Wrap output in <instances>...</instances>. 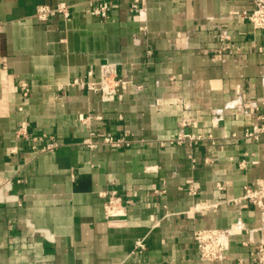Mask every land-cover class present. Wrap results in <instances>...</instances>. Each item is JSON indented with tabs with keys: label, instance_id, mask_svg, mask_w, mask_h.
<instances>
[{
	"label": "crops",
	"instance_id": "crops-1",
	"mask_svg": "<svg viewBox=\"0 0 264 264\" xmlns=\"http://www.w3.org/2000/svg\"><path fill=\"white\" fill-rule=\"evenodd\" d=\"M59 2L69 18L36 17ZM132 3L0 0V264H260L264 208L244 196L264 185V131L245 134L264 123V29L238 17L254 0ZM106 62L130 81L113 101L72 85ZM124 134L136 142L86 143ZM204 229L231 231L222 261L200 259Z\"/></svg>",
	"mask_w": 264,
	"mask_h": 264
},
{
	"label": "built area",
	"instance_id": "built-area-1",
	"mask_svg": "<svg viewBox=\"0 0 264 264\" xmlns=\"http://www.w3.org/2000/svg\"><path fill=\"white\" fill-rule=\"evenodd\" d=\"M69 8L70 6L65 2H59L55 6L41 5L37 9L36 17L41 21H47L52 14L59 13L65 18H69ZM131 10L132 12H143L145 10V0H133ZM93 11L101 17L108 16V8L106 4L95 6ZM238 17L249 20L257 29H264V0H254V8L250 11L240 12ZM215 37L221 44L218 52L223 56L222 60H225L224 55L226 50L233 47V45L229 42L231 39L230 34L225 28H221L220 32L217 33ZM71 83L72 85H83L86 83L88 87L93 88L94 91L100 94L102 100L113 101L118 94L119 89L128 85L130 81L118 74L116 64L106 62L100 66V77L97 81L85 82L84 80L76 78ZM20 91L23 96L28 97L31 91V84L29 82H22L20 84ZM85 119L87 120L88 118L86 117ZM262 131H264V123L259 129L255 127L253 130H247L245 136L257 138L259 133ZM19 132H21V134L26 138L31 137L25 126L20 127ZM45 137V135L32 136L34 140L38 141H45ZM201 139H204L201 135L183 133L179 134L176 141L182 143L184 141H199ZM135 142L136 141L131 139L127 134L122 136L109 135L99 141L91 139L86 141V143L91 147H95L97 144H104L114 148L129 146ZM55 147L56 144L54 142H49L43 146V150H52ZM244 161L245 160H243V162ZM219 188L222 187L219 185ZM244 197L249 198L256 206L258 205L259 207L264 208V185L261 184V188L257 190L247 187ZM120 199V196H118L115 191L110 192L108 201L109 207L113 208V206H115ZM109 212L112 213V210ZM230 236L231 231L229 229L197 230L194 234V239L200 259L210 262L222 261L225 259L226 252L230 247ZM134 249L135 251L145 250L146 245L144 239L137 240ZM252 255L256 262L264 264V242H261L256 246Z\"/></svg>",
	"mask_w": 264,
	"mask_h": 264
}]
</instances>
